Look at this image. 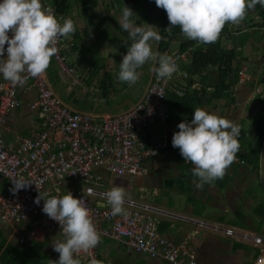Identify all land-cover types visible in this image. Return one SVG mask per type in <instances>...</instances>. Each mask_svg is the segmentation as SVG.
Listing matches in <instances>:
<instances>
[{
    "label": "crops",
    "instance_id": "obj_1",
    "mask_svg": "<svg viewBox=\"0 0 264 264\" xmlns=\"http://www.w3.org/2000/svg\"><path fill=\"white\" fill-rule=\"evenodd\" d=\"M101 5L103 8H100L99 4V8L91 11L92 13L83 9L74 11L71 8L68 17H71L75 21L76 31L70 38L64 39L62 51L69 65L75 71L72 78H65L74 82L69 86L68 96L75 107L72 108L70 105L69 107L77 112L90 114L93 117L114 116L135 107L142 99L154 72L151 69L155 67L154 63L146 62L140 72L138 69L139 77L137 81L143 78L146 79L144 88L135 87L134 85L137 82L130 86L117 79L122 55L119 57L118 54L109 51L115 46L102 41L103 29L106 30V28L100 26L101 23L96 21L95 18H102V20L105 18L103 21L110 23L109 26L116 30L123 39L127 37L125 35L126 31L122 30L119 26L118 21L121 14L119 16L115 14L116 8L114 10L111 9L109 12L105 8L104 3ZM151 11L146 10L143 12L142 10H138L137 14L135 13L136 15H134L136 19L133 18L135 23L143 25L144 13L148 16H154ZM58 16L64 18L60 15ZM250 20L251 18H249ZM228 24L236 29L241 27L243 33L250 31L247 30L248 27L245 23ZM91 25L101 28L95 34L98 40L94 38V34L90 30ZM174 27L172 26L171 28ZM159 28L160 26H158ZM171 28H168V31H171ZM154 29L157 31L155 24ZM175 38V44L180 51V42L188 40V38L184 39L182 34ZM101 41L107 50V56L104 64L98 63L100 67L94 69L91 68L93 64L92 60L88 61L89 53L83 55V50L86 51L88 48H93L97 42L101 45ZM253 44V42L246 43L244 49L247 52L250 51L252 46H254ZM170 47H172L171 44ZM237 47L238 51L242 52L243 47ZM227 48L230 49L228 46ZM175 50L168 51L170 56L172 55L173 57L175 55ZM246 60L241 56L239 57L238 75L239 70L245 67L250 71L251 78L244 85L239 86L236 83L237 85L235 84V86L238 88L236 90L233 89L232 97L230 98L227 97L224 100L210 98L212 85L216 79L215 73L211 75L212 73L208 72L205 76L206 79L204 77L196 78L194 84L188 90H185L183 86H179L174 91L178 96L177 98H182L185 94L189 98H192L196 97V94H199L195 98L197 101L170 100L168 97V102H164L166 121L150 128L148 133L149 140L153 142L162 141L170 133L178 130L177 125L180 122L184 120L190 122L195 108H201L212 111L218 116L236 123L240 129L238 144L251 137L253 146H255L257 142L253 138L255 136L254 124L260 118L258 115L262 113L263 105L260 98L264 95V86L260 75L264 76L262 74L264 60L254 62L256 65L253 69L248 68ZM50 62H53L52 58ZM147 70L149 72L145 75L146 78L145 76L142 77L143 73ZM212 71L216 70L212 69ZM91 74H97L100 78H93ZM105 75H109L108 77L112 79V85L109 89H106L108 90L106 92H104L105 90H103L101 85ZM77 80L79 82L78 85L76 84ZM179 81L180 83H185L182 80ZM179 81H176V83ZM140 89L142 90L139 91ZM203 90L206 92H203ZM199 97H202L201 102L199 101ZM35 98V94H31L30 96L20 95L21 106L12 110L6 117L1 128V137L7 144L16 145L21 137L34 139L41 132L42 122L38 112L30 108V103ZM184 102L187 104L183 105ZM81 109H85V111ZM231 111L233 113L236 111L238 114L233 116ZM246 151L247 146L242 149L241 153H246ZM147 167L149 170L148 176L137 178L140 179L138 181L135 179L138 188L137 190L134 189L133 181L131 191H127L125 188L129 180L128 177L116 180L104 170H97L96 173L102 176L106 185V191L110 189V185L112 187H123L128 198L141 206L150 207L153 211L149 214V217L156 225L158 233L179 247L188 241L187 251L184 249V253L190 255L193 252L198 264H253L252 262L256 258V252H254L253 248H261L264 245L259 247L239 242L234 238L210 232L202 225H219L224 228L234 229L240 233L258 235L264 240L261 234L264 215H258L260 206H263L261 203H264L261 197H259L262 195L258 188L260 186L259 170L257 171L256 168L249 164L241 165L240 163L232 162L225 170V174L221 179L204 183L202 187L198 188L196 187L197 178L191 172L193 165L184 161L178 148L161 152L157 158L147 163ZM256 181L258 184L257 188L255 187ZM66 185L63 187L62 195L66 194L67 191L76 195L82 189L81 185L76 182H67ZM248 187L252 188V193L249 197L245 193ZM260 189L263 190L262 187ZM98 203L100 206L110 207L107 201ZM256 229H259V231L257 232ZM45 235H52L51 239L45 236L48 241L45 238H39L48 242L47 244H51V240L54 241V239L57 241L56 238L60 237L57 231L47 232ZM99 237L100 241L95 247L99 264H169L163 259H150L145 255L131 252L126 249L120 240L108 238L101 234H99ZM10 241L15 243L13 237ZM257 256L264 255L259 254Z\"/></svg>",
    "mask_w": 264,
    "mask_h": 264
},
{
    "label": "built area",
    "instance_id": "obj_2",
    "mask_svg": "<svg viewBox=\"0 0 264 264\" xmlns=\"http://www.w3.org/2000/svg\"><path fill=\"white\" fill-rule=\"evenodd\" d=\"M46 5L55 14L54 7ZM63 43L64 38H58V51L52 60L59 73L70 79L75 71L63 55ZM6 55L5 52L3 58ZM173 58L178 66L175 73L169 78H157L154 73L143 100L129 111L114 116L93 117L70 110L48 87L44 73L37 77L27 76L23 86L0 81V230H4L3 236L8 242L15 246L29 244L37 237V230L57 231L64 239L60 224L42 213L44 201L37 205L34 200L38 190L48 196H62L66 183L76 182L82 189L73 196L85 199L99 234L120 240L127 250L150 259H163L169 264H198L193 252L192 255L184 253L188 241L179 247L158 233L149 217L153 211L150 207L141 206L127 197L123 205L127 214L112 216L111 206L98 203L107 201V198L106 185L97 170L108 172L116 180L128 177L125 188L131 191L135 179L148 176V162L165 150L175 149L168 137L158 142L148 138L152 126L166 121L164 101L167 91L171 83L187 77L179 69L181 63L187 65L191 61V50L179 51ZM239 77L238 85L241 86L251 78V73L242 67ZM76 84H79L78 80ZM31 94L36 98L30 103V108L38 112L42 130L34 139L21 137L16 145L7 144L1 137L6 117L21 106L20 95ZM233 161L245 164L236 157ZM18 177L33 184L13 193L12 180ZM202 226L239 242L259 247L264 245L263 238L258 235L240 233L219 225ZM12 237L15 243L10 241ZM75 258L81 264H90L92 259L98 262L96 248L88 253L81 252ZM253 264H264V256H258Z\"/></svg>",
    "mask_w": 264,
    "mask_h": 264
},
{
    "label": "clouds",
    "instance_id": "obj_3",
    "mask_svg": "<svg viewBox=\"0 0 264 264\" xmlns=\"http://www.w3.org/2000/svg\"><path fill=\"white\" fill-rule=\"evenodd\" d=\"M155 4L166 12L170 26H179L186 38L202 44L214 43L226 23H239L257 4L264 8V0H155ZM120 11L118 23L127 32L125 42L130 44L119 63L117 79L130 86L135 84L138 69L146 62L156 65L151 70L157 78H169L178 66L172 56L153 50L150 42L161 40L159 32L148 23L149 27L137 25L130 7L125 5ZM75 31L76 23L71 17L57 18L43 0H0V79L12 86H23L27 76L43 74L58 51V38L68 39ZM177 128L171 145L179 149L185 162L193 165L196 187L221 179L239 151V126L212 111L195 108L190 122L184 120ZM12 181L13 193L33 184L23 177ZM38 192L34 203L39 205L43 200L42 213L58 222L64 233V239L58 237L61 240L51 242L53 251L59 254L53 264H81L75 257L88 253L100 241L85 199L74 197L70 191L62 196ZM105 196L112 216L127 214L123 187L113 186ZM39 238L43 237L37 233L34 240ZM90 264L99 261L92 259Z\"/></svg>",
    "mask_w": 264,
    "mask_h": 264
},
{
    "label": "trees",
    "instance_id": "obj_4",
    "mask_svg": "<svg viewBox=\"0 0 264 264\" xmlns=\"http://www.w3.org/2000/svg\"><path fill=\"white\" fill-rule=\"evenodd\" d=\"M125 1L126 3H124L126 6L130 7L132 10L135 9L134 11L136 12L138 11V6L135 0ZM78 2L85 11L91 12L98 7V0H78ZM115 2H121V0H115ZM52 6L54 7L55 14L62 17H68L72 8L71 0H52ZM255 14L259 16V22L253 21L252 16ZM163 16L165 18L167 17L165 11H163ZM249 18L252 19L250 22ZM240 22L242 24H246L248 27L247 30L258 28L263 32L264 36V8H262L259 4H257L254 9L248 11L245 15V18ZM235 31H237V35H246V33L241 31V27L236 29L226 23L219 34L218 39L214 43L202 44L191 39L180 42V52L184 53L187 50H191L192 59L187 65L184 63L180 64L179 71H184L187 74L186 78L180 79L185 83H180V81L177 83L174 82L175 84L171 83V88L167 91V96L164 101L165 103L168 102V97L170 100L177 99L179 101H197L195 98L198 97L199 94H196V97L192 98H189L187 94H185V96L182 98H177L178 96L174 91L178 89L179 86H183L185 87V90H188L190 86L194 84L196 78H205L210 68L216 70L217 74L215 82L212 85L210 98L214 100H224L227 97H232V91L236 87L235 84L238 83L239 80L238 66L240 61H238V59L240 57V52L238 51L237 46H242L244 44H242L243 40L238 41L236 37L232 36ZM159 34L161 35V40L159 41L158 45V53L167 54L174 37L180 36L182 33L180 32L179 26H175L172 28L170 34L167 33L165 28H161ZM125 35L128 36L127 32H125ZM168 37L169 41H166ZM230 38L234 41L230 49H228L227 47L225 48L224 45L230 43ZM167 55H170V53ZM108 76L109 75H105V78H107H104L101 83L103 90H105L104 92L108 91L106 89H109L112 85V79ZM262 84L264 86V76L262 77ZM203 92L206 91L203 90ZM199 101H202V97H199ZM185 104L187 103L184 102L183 105ZM261 112L260 118L254 124L255 136H253V138L256 140L257 144L253 146V140L251 137L247 138L239 144V151L235 155L239 161L245 162L244 165H252L257 171L259 170L260 147L264 137V103L262 105ZM171 114H173V112H171ZM176 131H179V129ZM173 134L174 132L169 134L168 138L170 140L172 139ZM245 146H247V151L246 153L242 154L241 151ZM258 215H264V206H260ZM256 230L257 232L259 231V229ZM47 245V242L43 241V239H37L30 242L29 244L15 246L8 242L6 238H4L3 232L0 230V262L2 264H53L52 261L58 259L59 254L55 251H47Z\"/></svg>",
    "mask_w": 264,
    "mask_h": 264
},
{
    "label": "rangeland",
    "instance_id": "obj_5",
    "mask_svg": "<svg viewBox=\"0 0 264 264\" xmlns=\"http://www.w3.org/2000/svg\"><path fill=\"white\" fill-rule=\"evenodd\" d=\"M45 1V2H44ZM84 1H87V0H84ZM151 0H135V2L137 3V6H138V10H142L143 12H145L146 10H154L153 8H156V7H147L148 3L150 2ZM44 3L48 4V5H52V0H43ZM51 2V3H50ZM98 6L100 4V8H103L102 7V3H104L105 5V8L108 9V11L110 12V10H114V8H116V15H120L121 14V8L125 6V3L126 1L125 0H121V2H115V0H98ZM125 2V3H124ZM116 3V4H115ZM71 5H72V8L74 11L76 10H79V9H83L82 6L80 5V3L78 2V0H71ZM135 9H133V12L137 14L136 11H134ZM135 14V15H136ZM144 17H143V25L142 26H145V27H149V25H151V27L153 28L154 31H156L154 29V24L157 26V31L159 32V29H158V26H162V17L161 16H158L157 14L155 16H148L146 15V13H144ZM253 18V21L254 22H259L260 19H259V16L257 14H255L254 16H252ZM134 19H136V17L134 16ZM96 21L100 22L101 25L103 28H106L103 29V42H107L109 45H114L115 47H113L112 49H110L109 51L111 53H114V54H118V56L120 57L121 55L123 56L124 54H126V51H127V47L129 46L130 44V41L129 42H125V40H127V37L123 39V37L114 29H112L109 25L110 23H108L107 21H103L105 20V18H95ZM252 20V19H251ZM164 23L163 25H166L167 26V33L170 34L171 31H168V28H169V21H168V18H164ZM250 22V21H249ZM149 25H148V24ZM237 26V25H236ZM97 26L94 27V25H91V32H93L94 34V38L96 40L97 37H96V33L98 31L101 30V28H99ZM237 31H235L232 36L233 37H236L238 41H242V46L243 47V50L242 52H240V56L244 59H247L245 62L247 63V66L248 68L250 69H253V67L256 65V63L254 62H258L259 60H264V36H263V32L260 31L258 28L256 29H251L250 31L246 32V35H237L236 33ZM182 37L184 39H187L184 35H182ZM175 38V37H174ZM95 40V41H96ZM174 40V39H173ZM102 41L100 42L101 45L99 44V42L95 43L94 47L93 48H88L85 50H83V55L88 54L89 56V59L88 61H91L93 62V64L91 65V68H99L100 65L99 64H104V60L107 56V53H106V49L104 48V46L102 45ZM166 41H169V37L166 39ZM175 41H176V38L173 42V44L171 43L172 47H170L169 51H173L175 49L178 48V46L175 44ZM234 40H232L230 38V43H227L226 45H224V47L226 48L227 46L228 47H231V44L233 43ZM249 42H253L254 46H252V48L250 49V51H246L244 49L246 43H249ZM152 43L153 45V50L158 52V45H159V42H150ZM83 49H85L83 47ZM247 49V48H246ZM81 51V50H80ZM179 50H175L174 51V54L178 53ZM173 54V52H172ZM97 62V64H95ZM99 63V64H98ZM143 66L139 69V72L142 70ZM262 74L264 75V66L262 67ZM148 70L143 73L144 75L142 77H144L145 75L148 74ZM208 72L213 75L215 73V75L217 76L216 74V71H212V69H209ZM45 76L48 80V83L49 85L51 86V88L53 89V91L55 92V94H57V96L60 98V100L65 103L66 105H70L72 108H74L75 106H73V102L72 100L69 98L68 96V90H69V86L72 85V83H74L72 80H67L65 79V77H63L60 73H59V70H58V67L57 65L54 63V62H50L48 68L45 70ZM61 75V76H60ZM93 75L92 77L93 78H97L99 79L100 76H97V74H91ZM260 77L262 78V75H260ZM146 78V76H145ZM145 83H146V79H141L139 81H137L136 85H134L135 87H140V88H144L145 86ZM77 89H79V87H77ZM142 89H140L139 91H141ZM141 93V92H140ZM260 101L264 103V95L261 96L260 98ZM80 108V107H79ZM83 111H85V109H81ZM235 113H233L231 111V113L233 114V116H236L238 113L236 111H234ZM258 117H260V114L258 115ZM242 119V118H241ZM242 122V121H241ZM240 122V123H241ZM254 124V123H253ZM140 180V179H137V181ZM133 185H134V189L137 190L138 188V184L137 182L134 180L133 182ZM67 186V185H66ZM258 184H257V181L255 183V187L257 188ZM112 185H110L109 188H111ZM255 188V189H256ZM259 190H260V195L259 197H261V200L264 201V192L262 189H260L261 187L259 186L258 187ZM247 194V197H249V195L252 193V188L251 187H248V189L246 190L245 192ZM263 206H264V203L262 202L261 203ZM253 218L255 216H252ZM256 218V217H255ZM37 233L39 236L43 237L46 239V241H48V239L45 237L47 236L49 239L52 238V235H45L47 233L46 230H37ZM261 234L263 235L264 237V221L261 225ZM212 236V234H210ZM57 240H61L60 238H56ZM55 241V239H54ZM51 242H53L51 240ZM48 243V242H47ZM49 252H53V248L51 246V244L49 243L47 245V249ZM254 252H256V255H264V246L261 247V248H253ZM258 257V256H257ZM253 263V262H252Z\"/></svg>",
    "mask_w": 264,
    "mask_h": 264
},
{
    "label": "water",
    "instance_id": "obj_6",
    "mask_svg": "<svg viewBox=\"0 0 264 264\" xmlns=\"http://www.w3.org/2000/svg\"><path fill=\"white\" fill-rule=\"evenodd\" d=\"M156 66V65H155ZM45 75V74H44ZM153 75H154V72H153ZM153 75H152V77H151V80H152V78H153ZM45 78H46V76H45ZM151 80H150V82H149V84H148V86H147V88L149 87V85H150V83H151ZM46 82H47V85H48V87L53 91V89L51 88V86L49 85V83H48V81H47V78H46ZM147 90V89H146ZM54 92V91H53ZM146 92V91H145ZM54 94H55V92H54ZM145 94V93H144ZM56 96H57V94H55ZM143 97H144V95H143ZM143 97H142V99L140 100V102L143 100ZM59 99V98H58ZM60 100V99H59ZM61 101V100H60ZM139 102V103H140ZM61 103L64 105V106H66V107H68L70 110H73L72 108H70L68 105H66L65 103H63L62 101H61ZM138 103V104H139ZM134 108V107H133ZM73 111H75V110H73ZM77 112V111H76ZM258 174H259V182H260V185L262 186V188H263V190H264V137H263V140H262V143H261V147H260V152H259V172H258Z\"/></svg>",
    "mask_w": 264,
    "mask_h": 264
},
{
    "label": "flooded vegetation",
    "instance_id": "obj_7",
    "mask_svg": "<svg viewBox=\"0 0 264 264\" xmlns=\"http://www.w3.org/2000/svg\"><path fill=\"white\" fill-rule=\"evenodd\" d=\"M99 3V2H98ZM147 7H156V8H153L154 10H152L151 12H153V14H154V16L157 14L158 16H161L162 17V26H160L161 28H165V29H167V26L166 25H163V23L165 22L164 21V16H163V9L162 8H159V7H157L156 6V4H155V0H151L149 3H148V5H147ZM97 8H99V7H97ZM96 8V9H97ZM167 18V17H166ZM165 18V19H166ZM172 26H170V24H169V28H171ZM160 28V29H161ZM159 29V30H160ZM172 29V28H171Z\"/></svg>",
    "mask_w": 264,
    "mask_h": 264
}]
</instances>
